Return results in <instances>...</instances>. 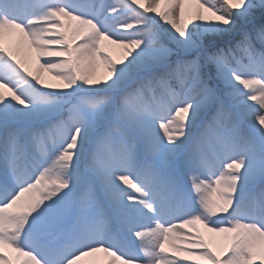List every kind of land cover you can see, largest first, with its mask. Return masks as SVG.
Listing matches in <instances>:
<instances>
[{"label":"snow or ice","instance_id":"6c2138e0","mask_svg":"<svg viewBox=\"0 0 264 264\" xmlns=\"http://www.w3.org/2000/svg\"><path fill=\"white\" fill-rule=\"evenodd\" d=\"M0 264H264V0H0Z\"/></svg>","mask_w":264,"mask_h":264},{"label":"rangeland","instance_id":"374dc122","mask_svg":"<svg viewBox=\"0 0 264 264\" xmlns=\"http://www.w3.org/2000/svg\"><path fill=\"white\" fill-rule=\"evenodd\" d=\"M81 2H84V0H81ZM97 2H99V0H97ZM108 48V47H107ZM109 49V51H110V55L112 56V59L113 60H119V58L122 56V51L119 53V54H117L116 52H115V49L114 48H108ZM33 67H34V64L32 65ZM99 74L101 75V76H103L104 75V69H103V67H101L100 69H99ZM52 83H55L54 81H51ZM254 119V118H253ZM257 127H259V125H257ZM216 240H217V243H221L222 241L220 240V238H216Z\"/></svg>","mask_w":264,"mask_h":264},{"label":"bare ground","instance_id":"6f19581e","mask_svg":"<svg viewBox=\"0 0 264 264\" xmlns=\"http://www.w3.org/2000/svg\"><path fill=\"white\" fill-rule=\"evenodd\" d=\"M107 47H108V48H114V49H115V52H116L117 54H119V53L122 51L121 49L115 48V47L112 46V45H107Z\"/></svg>","mask_w":264,"mask_h":264}]
</instances>
